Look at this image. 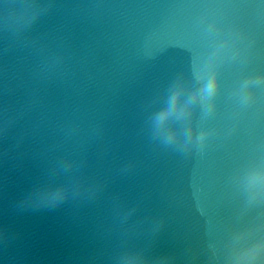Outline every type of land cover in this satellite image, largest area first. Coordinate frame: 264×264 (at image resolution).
I'll return each instance as SVG.
<instances>
[{"label": "water", "instance_id": "1", "mask_svg": "<svg viewBox=\"0 0 264 264\" xmlns=\"http://www.w3.org/2000/svg\"><path fill=\"white\" fill-rule=\"evenodd\" d=\"M33 3L48 9L34 22ZM210 52L221 95L210 119L193 114L212 133L203 153L159 147L146 113ZM249 72H264V0H0V264H225L264 236V203L241 194L264 162V100L239 115L227 100ZM43 184L81 194L19 207Z\"/></svg>", "mask_w": 264, "mask_h": 264}, {"label": "clouds", "instance_id": "2", "mask_svg": "<svg viewBox=\"0 0 264 264\" xmlns=\"http://www.w3.org/2000/svg\"><path fill=\"white\" fill-rule=\"evenodd\" d=\"M36 9L33 22L46 7L31 5ZM243 33L233 28L226 43L231 49L230 59L241 67L246 66L251 56L244 47ZM219 57L210 52L199 60L190 55L187 73L175 74L165 85L158 101L146 113L143 130L149 140L159 147L176 153L189 151L203 153L210 131H195L192 118L198 112L202 122L214 116L217 99L221 95V81L217 71ZM227 100L233 105L237 115L257 107L264 100V72L241 73L227 90ZM195 133L193 141L192 134ZM81 192H70L64 185L43 184L33 188L20 202L19 207L33 209H53L69 197H77ZM241 194L249 202L264 203V162L249 164L242 172ZM0 239H6L0 232ZM141 262L145 257L138 256ZM168 257L160 255L154 258V264H167ZM225 264H264V236L252 239L243 247L229 251Z\"/></svg>", "mask_w": 264, "mask_h": 264}]
</instances>
